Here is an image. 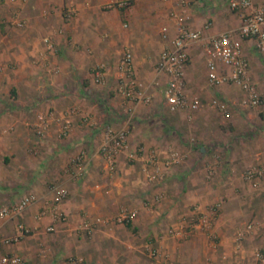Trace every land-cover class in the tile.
I'll list each match as a JSON object with an SVG mask.
<instances>
[{
  "label": "crops",
  "instance_id": "crops-1",
  "mask_svg": "<svg viewBox=\"0 0 264 264\" xmlns=\"http://www.w3.org/2000/svg\"><path fill=\"white\" fill-rule=\"evenodd\" d=\"M110 1L0 0V204L25 193L41 199L0 219V238L15 235L18 223L31 229L0 253L18 254L25 264H67L72 258L83 264H264V178L257 187L243 179L248 166L264 164V104L244 105L240 88L207 79L208 42L220 33L236 34L241 12L229 0H132L127 9H105ZM179 19L201 30L188 47L184 76L185 94L199 101L194 111L169 109L162 93L167 77L155 70ZM126 50L152 96L149 103L133 104L115 91L116 66ZM242 51L264 96V57L255 40L243 39ZM99 63L106 66L104 84L92 75ZM219 70L226 68L219 64ZM213 98L227 111L214 108ZM69 112L71 130L60 137ZM49 114L48 128L37 135L39 116ZM108 128L126 129L129 149L142 147L133 162L119 154L111 175L98 153ZM81 150L88 161L78 179L73 159ZM172 151L182 160L166 167L162 162ZM152 156L162 178L149 179L155 170L144 161ZM54 186L68 191L61 203L67 220L47 232L51 219L37 214L43 200L54 198ZM216 203L215 240L199 229L186 237L173 234L193 206L205 210ZM122 207L137 210L134 220L110 221ZM94 222L86 234L83 225ZM247 223L254 227L239 241ZM151 247L157 259L150 257Z\"/></svg>",
  "mask_w": 264,
  "mask_h": 264
},
{
  "label": "built area",
  "instance_id": "built-area-1",
  "mask_svg": "<svg viewBox=\"0 0 264 264\" xmlns=\"http://www.w3.org/2000/svg\"><path fill=\"white\" fill-rule=\"evenodd\" d=\"M132 0H112L104 4L105 9H127L131 6ZM230 8L241 12V21L237 33L225 32L214 35L206 47L207 54V79L211 85L218 86L225 83H230L240 88L244 97L242 103L247 106H260L264 104V96L260 94L258 88L250 78L249 63L242 51V40H255L256 46L264 57V4L255 5L252 0H229ZM74 10L69 9L68 16L73 15ZM173 18L177 15L172 12ZM21 21L17 25H21ZM166 27L162 28V33L165 36ZM201 30H193L180 19L176 23V33L170 40V45L164 48L155 65V70L158 74H164L167 77V82L162 89L166 103L171 111L190 110L194 111L199 107V101L190 99L185 94L184 76L185 69L189 60L188 47L189 45L199 40ZM47 47H53L52 42L48 38H44ZM219 64L226 68V71L219 70ZM106 66L104 63L96 64L92 68L93 79L98 84L105 83ZM117 85L115 91L127 101L133 104L149 103L152 96L146 94L143 84L136 78L132 54L126 50L119 59L116 66ZM211 105L218 108L222 112L227 111V106L224 102L213 98ZM69 112L60 123L58 135L66 136L71 130V119ZM49 115L39 116L38 122L35 125L37 135H43L49 126ZM142 147L129 149L128 132L126 129L108 128L104 132V137L98 146V153L101 155L104 162V171L106 174H114L116 172L117 157L122 152L126 153V159L133 162L138 159L139 152ZM182 160V156L177 151H172L162 164L169 166L178 164ZM88 161L87 152L81 150L79 155L73 159L74 165L77 167L74 174L80 179L84 173V167ZM145 165L153 166L154 173L149 176V179L162 178L158 160L152 156L146 159ZM147 162V163H146ZM146 167V166H145ZM146 170V168H144ZM146 172H148L146 170ZM264 178V164H253L248 166L243 172V179L253 187L259 186ZM55 196L51 200H43L41 208L37 214L38 218L49 216L51 223L46 226L45 230L51 232L58 222H66L67 215L61 208L63 199L67 196L68 191L62 186H54ZM41 199L34 193L23 194L14 203L0 204V219H8L24 212L29 206L37 203ZM220 204L216 203L202 210L198 205L191 209L189 219L183 221L179 227L173 230V234L177 237H186L191 235L195 230L199 229L207 232L211 239L215 240L216 236L213 232L214 223L218 215ZM137 215L136 209L122 207L111 218L110 221L117 224H128L134 220ZM253 223H247L244 228L237 233V239L240 241L243 237L253 229ZM83 230L86 234H91L95 229L94 223H86L83 225ZM16 234L11 237L0 238V247L19 241L20 238L30 233L31 229L23 223H18L16 226ZM149 255L157 259L160 254L156 248H149ZM257 257L262 259V254L258 252ZM0 264H25L24 259L14 253H0ZM67 264H83L81 258H72Z\"/></svg>",
  "mask_w": 264,
  "mask_h": 264
}]
</instances>
